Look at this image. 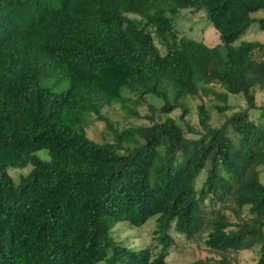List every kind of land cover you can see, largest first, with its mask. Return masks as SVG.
Here are the masks:
<instances>
[{
  "label": "trees",
  "instance_id": "obj_1",
  "mask_svg": "<svg viewBox=\"0 0 264 264\" xmlns=\"http://www.w3.org/2000/svg\"><path fill=\"white\" fill-rule=\"evenodd\" d=\"M204 5L220 43L177 38L172 16ZM259 11L264 0H0V264H171V232L219 253L203 264H238L222 253L255 245L254 264H264V105L254 96L264 91V42L235 44L264 32ZM40 74L67 87L55 93ZM145 95L161 100L146 104L149 124L109 125L112 140L99 145L86 138L85 114L117 103L136 116ZM229 95L244 106L224 115ZM208 96L223 121L212 126L200 101V135L186 137L167 114L182 98L183 120L184 99ZM28 164L14 185L6 168ZM151 217L156 252L111 236L117 222Z\"/></svg>",
  "mask_w": 264,
  "mask_h": 264
},
{
  "label": "rangeland",
  "instance_id": "obj_2",
  "mask_svg": "<svg viewBox=\"0 0 264 264\" xmlns=\"http://www.w3.org/2000/svg\"><path fill=\"white\" fill-rule=\"evenodd\" d=\"M207 14L208 5L202 6L198 10L181 9L175 15L172 16V24L176 30L177 38L180 36H185L198 40L207 45H213L215 43H220L218 34L211 25H207ZM264 11H259L254 14V16H263ZM129 17L138 18L135 15L130 14ZM150 28V26H147ZM166 39V38H164ZM153 40L157 46L158 52L160 54L164 53V46L158 39V37L153 34ZM241 40L245 41H258L264 42V32L254 29H250L245 32L240 39L235 41V44ZM40 83L42 86L49 87L53 92L57 93L64 90L67 87V80L64 77H58L56 74L42 75L39 76ZM217 90H221L219 87L215 86ZM256 105H264V91L254 90ZM143 101L139 106L133 108L136 112L135 115L127 113L124 109H121L117 103L111 106H102L98 112V116L95 113L89 112L85 114L83 121V129L86 138L93 144H101L112 140V132L109 129V125L117 130L128 125H147L150 122L144 117L147 114L146 104H151L154 107H159L161 105V100L152 97L150 95H145ZM213 97H202L201 100L193 97H188L184 99L186 107L189 109L188 112L183 116V120H179V115L181 113V105L183 104V99L179 98L177 107L167 114V116L173 117L182 126L184 134L188 138H197L200 135V127L197 124L196 117V105L202 101L205 106L214 103ZM227 104L231 106V109L224 112V115H228L231 112L238 110L244 106L243 99L238 95H229L227 99ZM133 105L129 108L132 109ZM209 109V108H208ZM209 122L212 126H216L223 121L224 118H219L214 110L211 108ZM259 114V108H254L250 110L249 117L251 119H256ZM154 118L162 119L163 114L155 113ZM186 124L191 126L195 131L188 132L186 129ZM41 158L47 159V154L45 150H38L35 152ZM30 165H26L21 168L7 167L6 172L11 177L13 184H18V179L21 175H25L30 170ZM259 181L264 183V167L259 168ZM205 176V168H203L195 182L196 188H198L203 181ZM228 219L235 222L236 219L233 218L231 213H227ZM245 217V216H243ZM153 217L147 219L145 223L140 226L129 225L125 221L117 222L111 229V236L114 240L121 241L129 248L138 249L146 245L152 246V251H158L159 247L155 246L156 242L152 240V230H153ZM173 237V245L168 250L165 256V261L167 263L173 264H203L206 262H211L213 259L219 257V253L209 250L203 243V237H197L194 240H185L182 236L171 232ZM203 236V235H202ZM258 254V246L255 245L250 249L237 250V251H225L222 255L234 261L238 264H254ZM97 264H100L97 263Z\"/></svg>",
  "mask_w": 264,
  "mask_h": 264
}]
</instances>
